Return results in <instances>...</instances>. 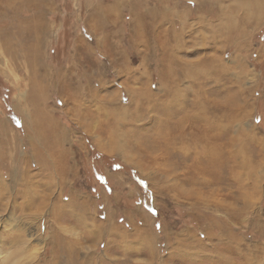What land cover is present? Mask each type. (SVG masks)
<instances>
[{
    "label": "rangeland",
    "instance_id": "obj_1",
    "mask_svg": "<svg viewBox=\"0 0 264 264\" xmlns=\"http://www.w3.org/2000/svg\"><path fill=\"white\" fill-rule=\"evenodd\" d=\"M56 1L33 49L0 48V264H264V0H122L102 28ZM186 113L221 123L224 173L194 169Z\"/></svg>",
    "mask_w": 264,
    "mask_h": 264
},
{
    "label": "bare ground",
    "instance_id": "obj_2",
    "mask_svg": "<svg viewBox=\"0 0 264 264\" xmlns=\"http://www.w3.org/2000/svg\"><path fill=\"white\" fill-rule=\"evenodd\" d=\"M40 91V90H39ZM37 92H34V95L35 96H37ZM148 97V96H147ZM36 98H38V97H36ZM170 99H172V97L170 98ZM201 100V99H200ZM192 103V102H191ZM210 104V103H209ZM212 104V103H211ZM194 105V104H193ZM197 105V104H196ZM204 106V105H203ZM200 107V106H199ZM136 108H138V107H136ZM206 108V107H205ZM195 110V109H194ZM192 111H193V109H192ZM135 112H136V115H138V117L141 115H139V113L141 112H143V110H141V111H139L138 109H135ZM185 112V111H184ZM191 112V111H190ZM224 112H226V111H224ZM189 113V112H188ZM188 113H186V114H184V115H182V117L180 118L181 120H184L185 119V122H186V125H185V127H182V130H183V132L181 131V133L182 134H180V136H178L179 138L180 137H186V135H187V137H189V135H190V133L191 132H189L188 130H189V128H192L193 126V128H196L197 130H198V134H195L196 136H195V139L198 141V143H199V145L197 144V147H198V149H197V151L195 152L196 154V156H201V155H203L204 157H202V159L204 160V163H197V164H194V166H195V168L194 169H196V170H198V169H201L200 171L201 172H203V173H210L211 172V168L212 167H210L211 165H213V164H216L217 163V165H216V167H217V170L216 171H218L219 172V169H218V167H221V173H224V167L222 168V162H223V160L225 161V159H226V156H224L225 157V159H223V155H225V148H224V145L222 144L223 143V141H222V139H221V132H220V130H219V127L221 126V123H219L218 122V124L216 125V124H212V121L210 122L209 121V119H207L206 117H205V114L204 115H202L201 116V114H197V115H191V114H188ZM194 113V112H193ZM204 113V112H203ZM213 113V112H212ZM114 114V113H113ZM135 115V114H134ZM181 120H179V121H181ZM215 121V120H214ZM217 123V122H216ZM119 124V123H118ZM32 127H30V129H31ZM187 128V129H186ZM35 130V128H32L31 129V131L29 132V133H27V136H28V138H30V140H31V144L32 145H34L33 143H34V141L35 140H33L34 139V135H33V132H34V134L37 132L36 130ZM93 130V129H92ZM116 130V129H115ZM39 132H41V131H39ZM107 133H108V136L111 138L112 137V134L115 132L114 131V129H111V130H107L106 131ZM193 132V131H192ZM43 133V132H42ZM51 134V133H50ZM49 134V135H50ZM121 135V134H120ZM168 135V134H167ZM171 135V134H170ZM183 135V136H182ZM124 136V135H123ZM55 137H58L57 135H55ZM59 137H60V135H59ZM120 137H122V136H120ZM119 137V138H120ZM177 137V136H176ZM191 137H193V136H191ZM172 138H174V137H172ZM3 139V138H2ZM121 139V138H120ZM176 139V138H175ZM210 139H212V141H214V142H212V145H213V147L211 148V154L212 155H210V161H214V163H210V165H207V163L208 162H210V161H208V160H206L207 159V155L205 156L204 154L206 153H208L207 152V150H205V148H206V146L209 144V143H211V140ZM215 139H216V141H215ZM8 141L10 140L11 142H15L16 143V139L15 138H13V139H7ZM162 140H164V139H162ZM168 140V139H167ZM189 140V139H188ZM210 141V142H209ZM233 141V140H232ZM0 142H2V140H0ZM19 142V141H18ZM125 142V141H124ZM153 142H155V141H153ZM8 143H10V142H8ZM122 144V143H121ZM121 144H119V145H121ZM155 145H158L157 147H158V149H164V151L166 150L167 151V148H168V144H167V142L166 141H162V143H159V142H157V140H156V142L154 143ZM167 144V145H166ZM5 145V144H4ZM11 145V144H10ZM13 145V144H12ZM56 145V144H55ZM7 146V145H6ZM19 146V145H18ZM5 147V146H4ZM14 147H16V146H14ZM13 147V148H14ZM38 147V146H37ZM136 147H138V149H139V152L142 154V155H144V153L146 154V151H145V149H147V147L146 146H144V142H142L140 145H138V146H136ZM170 147V146H169ZM115 148V147H114ZM192 148V147H191ZM10 149V148H9ZM43 150L45 149V147L44 148H42ZM55 149H56V147H53V149H52V154H56V152H55ZM112 149V148H111ZM116 149V148H115ZM176 149V148H175ZM179 149V148H178ZM187 149H188V147H187ZM186 149V150H187ZM208 149H210V148H208ZM19 150V149H18ZM39 150H41V149H39ZM46 150V149H45ZM113 150V149H112ZM215 150V151H214ZM223 150H224V152H223ZM17 151V150H16ZM181 151H183V150H181ZM234 151V150H233ZM34 152V151H33ZM114 152V151H113ZM167 152H169V151H167ZM179 152H180V150H179ZM188 151H186V153H187ZM115 153V152H114ZM176 153V152H175ZM192 153V152H191ZM14 154V153H13ZM15 154H16V152H15ZM178 154V153H177ZM227 154V153H226ZM161 155L162 156H164L163 155V153H161ZM176 155V154H175ZM187 155V154H186ZM186 155H184V156H186ZM230 155V152H228V156ZM184 156H182L181 155V158H182V160H185L186 161V159H189V157L188 156H186V157H184ZM178 159H181V158H179V157H177ZM196 158V157H195ZM230 158V157H229ZM218 159H219V161H218ZM198 160V159H197ZM233 161V162H232ZM231 162V165H230V167L228 168V173H237V171H236V169H237V164H236V162H235V159H233ZM14 162V161H13ZM20 162V161H19ZM186 163V162H185ZM200 165H202L201 167H200ZM228 165V164H227ZM193 166V167H194ZM229 166V165H228ZM16 168V167H15ZM192 168V167H191ZM186 169V170H185ZM193 169V168H192ZM213 170V173L215 172L214 171V169H212ZM18 171V170H17ZM186 171L187 172H190L191 170H190V165H188V164H185V168H184V170L182 171L183 173H186ZM10 172V171H9ZM198 172V171H197ZM58 175H60V174H62V173H57ZM200 174V173H199ZM12 175V176H11ZM10 176L12 177V181H14L15 182V179L16 180H20V178L21 177H23L24 175H20L19 173H13V174H11ZM189 176V175H188ZM236 176V175H235ZM10 177V178H11ZM185 177V176H184ZM223 174H221L219 177H215L214 178V181H212V180H210V181H206L207 183L206 184H208L209 182L210 183H215V182H217V183H220L222 180H223ZM3 178V177H2ZM2 178H0V187L3 189V191H2V193H1V191H0V204H3L2 203V201H3V199H5L6 197H5V193L8 195V197L12 200V199H14V197L16 198V196H14V193H13V190H10L7 186H6V183L3 181V179ZM226 178V177H225ZM190 179V178H189ZM191 181V180H190ZM23 182V181H22ZM47 182V181H46ZM202 182H205V179H202ZM204 184V183H203ZM5 192V193H4ZM26 192H28V191H26ZM20 194V193H19ZM33 195V194H32ZM25 196V195H24ZM7 197V198H8ZM60 199V198H59ZM15 200V199H14ZM64 203H61L60 202V200H58V199H56L55 198V202H53V204H52V206H53V212H54V214H56V216H57V218H59L60 216H61V214H62V212H61V210H60V208L61 207H63V206H65V204L63 205ZM69 204H71V203H69ZM79 205V204H78ZM51 206V207H52ZM70 206V205H69ZM75 207H79V206H77L76 204L74 205V208ZM56 218V219H57ZM54 225V224H53ZM61 228V227H60ZM59 228V226H56L55 227V231H56V233H54L55 235H56V237H55V235H54V239L55 240H57L59 243H61V241L60 240H62L63 239V236L62 235H60L59 234V231L62 229H60ZM143 232V231H142ZM119 235V234H118ZM122 235H124V234H122ZM121 235V236H122ZM53 237V236H52ZM66 245H67V243H66ZM69 245H67V247H65V244H64V246L62 247L61 246V244H59L58 245V249L59 250H64V252H67V253H69L68 252V249L69 250H71L69 247H68ZM73 246V245H72ZM68 248V249H67ZM58 252V251H57ZM23 253V250H19V249H15L14 250V253H11V255H10V257H8L9 259H3L2 260V264H8V262H11L10 264H14V262H13V259H15V258H17L16 257V255H21V254ZM59 254V253H58Z\"/></svg>",
    "mask_w": 264,
    "mask_h": 264
},
{
    "label": "crops",
    "instance_id": "obj_3",
    "mask_svg": "<svg viewBox=\"0 0 264 264\" xmlns=\"http://www.w3.org/2000/svg\"><path fill=\"white\" fill-rule=\"evenodd\" d=\"M119 1L122 0H85L84 2L88 3L89 12H91L88 17H95L96 19L91 23L92 26L105 27L108 23L106 17L109 16V12H118L116 2ZM91 5L93 6L92 9H90ZM60 9H62V6H59L56 0H0V15L3 18L0 30L6 31L0 33V48L3 47V49L9 50L18 49L20 46L29 48V50L33 49L34 41L32 39L35 40V43H40L38 32L43 34L50 32L51 26L47 22V16L54 15V12ZM118 15H120L119 12ZM115 17L118 16L115 15ZM98 27L97 29H91L92 32L98 33ZM18 31L22 33L20 36L15 37L12 35L15 33L20 34ZM36 39L38 40L36 41Z\"/></svg>",
    "mask_w": 264,
    "mask_h": 264
}]
</instances>
